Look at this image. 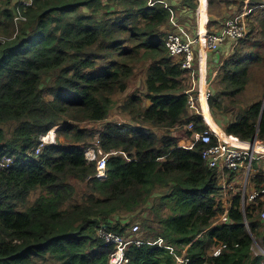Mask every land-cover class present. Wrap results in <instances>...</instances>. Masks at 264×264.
<instances>
[{"label": "trees", "instance_id": "16d2710c", "mask_svg": "<svg viewBox=\"0 0 264 264\" xmlns=\"http://www.w3.org/2000/svg\"><path fill=\"white\" fill-rule=\"evenodd\" d=\"M7 2L0 0V35L7 38L0 40V160L13 163L0 168V264H108L113 246L98 229L124 233L132 224L117 216L141 209L147 235L140 229L142 243L129 247L127 264H176L184 252L188 264H246L254 239L264 240L257 201L244 207L236 192L229 220L219 221L225 203L218 169L205 163L202 143L184 148L172 135L190 123L208 128L190 105L183 60L166 44L175 14L196 23L198 1L34 0L21 7L26 20L18 24ZM210 14L209 29L235 16ZM257 14L260 37L248 36L224 60L209 98L236 141H264V101L237 109V97L264 68V8ZM143 63L145 92L121 106L130 117L94 127L109 118ZM54 127L57 143L35 153ZM92 147L115 153L106 179L86 156ZM257 182L260 188L264 178ZM219 243L226 247L211 256Z\"/></svg>", "mask_w": 264, "mask_h": 264}, {"label": "rangeland", "instance_id": "374dc122", "mask_svg": "<svg viewBox=\"0 0 264 264\" xmlns=\"http://www.w3.org/2000/svg\"><path fill=\"white\" fill-rule=\"evenodd\" d=\"M4 1L5 2L8 1L7 3H9L11 7H15V9L18 7V5L20 3V0H7V1L4 0ZM197 1H198V6H197V10L195 12V17H196V23L195 24L192 23V20H189V22H185V17H183L182 20L179 19L176 16V14L172 17V21H177V18H178V21L181 24H183L185 26L189 25L190 29H191L190 24H194L195 25L194 26V32L195 33H192V34H195V35L190 37V38H187V37H185V35L183 34V32L181 30L177 29V27H174L172 24H171L172 25V30L170 32H176L182 37L183 40L192 42V49H193V52H194V60L193 61H195V62L193 64V66L191 68H189V69L184 68L182 66L187 71L186 85L189 86V89H188L187 92L189 93V97L190 98L193 97V100H194L191 107L196 112L200 111L203 114V115L201 114V116H202L204 122L207 124L208 127H210L209 123L205 120V116H204V113H203V110H202V107H201V99H200V97L202 95V92H201V86L202 85L200 84L201 79H202V76H201V72H202L201 71V67H202L201 66L202 50L205 49V51H207V53H208V63H209L208 64V69H207V64H206V69H205V74H206V70H207V82L205 81V96H206V99H207V102H208V106H209V109H210L209 111L212 114V116H214V118H216V116L211 111V108H210V105H209V98L211 96V91H212L211 89L213 88V86L215 84H218L217 83V79H216V75H217V70H218L219 67L217 69H215L216 64L212 61V56L215 57L216 55H214V54L220 55L219 63L217 64V65H219L220 61L223 60V57H224V59L229 57L235 51L236 47H238V49L242 48L244 46V44H241V42L243 40H245L248 36L251 37L252 39H254V38L257 39L258 37H260V35H261V26H260V23H259V21L257 19L258 18V14L257 13L259 12V10L256 11V9L255 10L251 9L250 12L246 13L242 17V22L243 21L245 22L246 29L248 31V35H247L246 38L242 39L240 42L239 41L236 42L233 38L226 37L224 39V41L218 45L217 48L209 47L208 46V40H207L208 36L212 35V34L220 33L224 29V27L226 26V22H225L224 25H221L220 27L219 26H214L213 29H209V25H208L205 34L202 36V34L200 32V29H199V18H198L199 17V11H200V0H197ZM222 1H223V3H225L226 6H228V5L230 6L231 5L230 1H232V0H222ZM234 1L236 3H233L234 6L232 8H226L224 4H220V2H217V1H215L216 2L215 3L216 6L215 7L213 6L211 8L210 0H208V2H209V13H210V10H211L215 14H219V13H222V14H224V13L233 14V13H235V16H236L237 15V9L236 8L239 7L240 3L243 0H234ZM262 1H264V0H262ZM248 8H251V6H249ZM243 11H241L238 14H241ZM191 18L192 17L190 16V19ZM15 22H16V24H18L20 22V20L19 21L15 20ZM250 30H252V32ZM6 39L7 38L5 36L0 35V40L1 41H4V40L6 41ZM203 44H205V45H203ZM178 57H180L183 60V57L181 55L178 56ZM206 58H205V62H206ZM182 64H183V62H182ZM214 70H216V71H214ZM134 75L135 76L130 81L129 87L126 90V92H124L122 94H119L118 96L115 97V104H114V106L112 108V111H111V114L109 115V118L107 120H105V121H101V122L95 123L94 127H96V128L102 127L105 123L113 122V121L122 123V122L126 121L130 117L129 114L126 115L122 111L121 106H122L125 98L128 95H131L133 93L143 94L145 92V64L144 63L141 64V65L139 64L136 67ZM212 79H214V80H212ZM44 93H45L47 99H52L53 98L48 91H45ZM208 93H209V96H208ZM256 100L264 101V68H261V69L258 68V69L255 70L254 74L252 75L251 82L247 86L246 90L237 97V103H238V108L237 109H241L243 106H246L247 104H249V103H251L253 101H256ZM147 103H149V100L145 99V104H147ZM190 105H191V103H190ZM193 105H195V106H193ZM235 115L236 114L231 115V116H235ZM219 118L222 119L221 116ZM219 118L217 120H219ZM219 122L221 123V127L223 128L222 121L220 120ZM4 127L6 129V132L9 134L11 132V130H12V125L11 124L10 125H5ZM174 131L176 132V131H179V130H174ZM174 131H173V133H174ZM49 132L53 133L51 136H55L57 134V127L52 128ZM49 132H48V134H49ZM157 133L159 135H161L160 131H157ZM217 133H218L219 136L224 138L219 132H217ZM172 135H174V134H172ZM228 135L232 136L233 134H228ZM46 138H49V137H46ZM237 138H239V137H237ZM215 139H218V138L215 137ZM260 142L264 143V141H261V140H260ZM55 143H57V136H56V142ZM237 145H239V144H237ZM239 146H244V145H239ZM253 152H254L256 158H254L252 162H250V160L245 162V164L240 168V170L234 172V171L228 169L225 173H223L222 171L218 170L219 174H220V177H221V182L223 183V189L221 191L222 193H223L224 189L229 190L228 189V185H229L230 182H232L233 178H237L239 180V184H241V185L239 186V191H237V192L241 193L242 204H243L244 207H245V205L250 204L249 203V199H248L249 195H248V193H246L247 192V184H248V183L245 184L246 180L248 179V182H249L252 179L253 174H254L253 171H255V169L264 168V150H258L257 149V150H253ZM111 154H115V153L103 152V153L100 154V152H99L100 157L103 156V155H107V159L109 158V156ZM95 158L98 159L99 156H97ZM89 160H91V159L89 158ZM248 170H249V173H248ZM246 171H247L248 174L246 173ZM235 188H236V186L233 185V189H235ZM41 193H42L41 189H38L35 192H33L31 194V196H30V201L31 202L35 201V199ZM229 193L230 192H228V194ZM157 195H159V194H157ZM223 200H224V203H225V211L220 216L219 221L221 220V222H225L226 223L227 220H224L223 217H224L225 214H227V216H229V209H230L231 205L228 206L226 204L224 198H223ZM263 210L264 209H259V211H256V214H260V212L263 211ZM166 211L167 210H165V212ZM167 213H169V211H167ZM152 214H153L152 215V219L156 221V217L154 215V212ZM143 215H144L143 214V209H141L140 211H136V212L121 213L120 215L117 216V218H119L120 220H125L126 221L125 223L130 222L132 225L139 224L141 231H144ZM115 222H116V220H115ZM154 224H156V222ZM246 224L248 225V222ZM144 232H145V235H147V232L146 231H144ZM115 233H117L119 235H122V236L124 235L125 236V240L129 239L128 238V234L130 232H128L127 229L125 230L124 233H118V232H115ZM203 233L204 232L199 234L193 241L197 240L198 238L201 239L202 238L201 236H202ZM139 238H141V237L138 236V235L131 236V240H135V239L138 240ZM142 238H141V240H142ZM254 240H255V242L253 243V248L262 247L261 240H258V238L254 239ZM151 243H156V241H152ZM160 243L163 244L164 242H160ZM132 244H136V242L132 241V242H130L127 245L126 254H128L129 247ZM217 246L213 247L210 250V252L212 251L210 253L211 256H214L213 252H214V249H216ZM170 250H171V252L174 251L172 247H170ZM178 259H181V264H188V262H189V259H187L186 256H185V252L182 253L181 255H177L176 256V261L177 262H178Z\"/></svg>", "mask_w": 264, "mask_h": 264}, {"label": "built area", "instance_id": "2783aa9c", "mask_svg": "<svg viewBox=\"0 0 264 264\" xmlns=\"http://www.w3.org/2000/svg\"><path fill=\"white\" fill-rule=\"evenodd\" d=\"M34 4V0H20L18 7L16 8V21L26 20V15H24V10L26 11L29 6ZM264 4V3H262ZM24 10H22V8ZM256 7V6H255ZM255 7L246 8L241 14H237L234 17H231L227 20L226 26L224 29L217 34H212L208 36V46L212 48H217L220 43L224 41L226 37L233 38L236 42H240L242 39L246 38L248 35V31L246 29V24L243 21L242 17L252 10H255ZM264 7V6H263ZM166 44L172 55L178 57H183L184 68H191L194 64V52L192 49V42L185 41L182 37L176 32H170L166 39ZM209 96V93H208ZM193 97L190 98L191 106L193 104ZM195 106V105H193ZM199 114H202L200 111H197ZM203 115V114H202ZM187 130L191 132L192 136V144L188 147V149H193L198 142L204 145L202 150V158L205 163L212 168H217L218 170L225 173L228 169L232 171H238L245 164V162H252L254 158H256L253 150H257L256 148H251L250 146H239L237 144L231 143L226 139L222 138L218 135L216 131L208 127L205 130L199 131L194 128L193 123H190L186 126ZM53 133L49 132V134L41 137V144L35 150V153H39L44 145L55 143L56 135L51 136ZM51 136V137H50ZM49 137V138H46ZM215 137L218 139L215 140ZM251 142V141H250ZM256 143L260 145H264L263 142L258 141L256 139ZM255 143V145H256ZM254 145V146H255ZM186 148V147H185ZM92 155V156H91ZM87 158L91 160H97V177L100 179H106L108 177V166H107V155H100L97 153L95 148H89L86 150ZM99 156V158H95ZM95 158V159H94ZM13 163L11 158H6L5 160H0V168L8 167ZM247 173V171H246ZM249 173V170H248ZM247 173V174H248ZM248 182L246 181L245 184ZM264 197V185L251 193L248 197L249 203H257ZM261 218L264 220V210L261 211ZM224 220H229V216L227 214L224 215ZM130 232L128 234V240H125V236L119 235L115 233V231L108 230L105 227H100L98 229V234L104 239V244L113 246V252L110 254V259L108 264H127L129 263V256L126 254L127 245L135 241L136 244H141L142 240L139 238L138 240H131V236L137 235L140 232V225L134 224L131 229L128 230ZM162 242V239H160ZM221 247H218L214 251V256H218L222 253L226 244H221ZM221 248V249H220ZM176 264H181V259H178ZM264 264V263H263Z\"/></svg>", "mask_w": 264, "mask_h": 264}, {"label": "crops", "instance_id": "0c3cea01", "mask_svg": "<svg viewBox=\"0 0 264 264\" xmlns=\"http://www.w3.org/2000/svg\"><path fill=\"white\" fill-rule=\"evenodd\" d=\"M215 1L220 2V4H224L225 5V3H223L222 0H215ZM230 2H231L230 3L231 5L230 6L229 5L228 6L225 5L226 8H232L234 6L233 3H236L234 0H232ZM261 3H264V1H262ZM249 6H250V0H243L240 3L239 7L236 8L237 12H239L240 9H242L241 11H243L246 8H248ZM263 6H264V4H257L256 7H255L256 11L263 9L264 8ZM224 15L228 16V18H229L232 14L224 13ZM215 16L218 17L217 14H215ZM210 17H211V14L209 13V2H208V0H200V11H199V17L198 18H199V29H200V32H201L202 36L205 34L206 29H207V27L209 25ZM171 24L174 27H177V29L181 30L183 32V34L185 35V37H187V38H190V37L195 35V34H192V33H195L194 32V26H192V24H190V26H191V29L193 31L190 29L189 25L185 26V25L181 24L178 21V18H177V21H172ZM215 26H219L220 27L221 25L217 24ZM214 55H216V56L215 57L212 56V61L216 64L215 69H217L218 67H220L222 65V63L224 62L223 60H225L226 58L224 59V57H223V60H221L220 64L217 65L219 63L220 55H218V54H214ZM205 58H206V62H205ZM206 64H207V69H208V64H209L208 63V53H207V51H205V49H203L202 50V58H201V66H202L201 67V71H202L201 72V76H202V79H201V82H200V84L202 85L201 86L202 95H201L200 99H201V107H202V110H203V113H204V116H205V120L208 123H210V125H211V127H212V129L214 131L219 132L229 142L234 143V144L247 146L243 142H250L251 140H243V139L241 141L232 140L227 135V132L225 131V129L221 127V123L219 122V120H217V118H214V116H212V114L210 113L208 102H207V99H206V96H205V81L207 82V70H206V74H205ZM214 71H216V70H214ZM212 80H214V79H212ZM231 115L229 116L230 118H234L235 117V116H231ZM178 130L179 131H176V132L174 131V133H172V134H174V136L178 138L179 145L188 148L193 142L192 141L191 132H189L186 127L183 130L182 129H178ZM238 139H241V138H238ZM256 145H258V143H256ZM253 146L254 145L252 144V148H255ZM253 172H254V174H253L252 179L249 182H248V179L246 180L248 182V184H247V192H246V193H248V195H250L251 193H253L254 191H256V190H258V189H260L262 187L261 186L260 188H257V186H258L257 179H259V177L264 178V168H262V169H258L257 168ZM233 185L236 186L235 189H233ZM240 185L241 184H239V180L237 178H233L232 182H230L229 185H228V189L229 190H227V189L223 190L222 197L225 199V202H226V204L228 206L231 205L233 195L237 191H239V186ZM228 192H230V193L228 194ZM259 200H261V201L258 202V204H256V205L259 207V209H264V197H262V199H259ZM258 216L261 218V214H258ZM263 222H264V220H263ZM247 227H249V223H248ZM263 230H264V226H263ZM258 240H261L263 248L262 247L253 248V246H252V256L248 257V260H246V264H263L264 263V240L262 238H258ZM221 246L222 245L219 244L216 247V249L218 247H221ZM216 249H214V251Z\"/></svg>", "mask_w": 264, "mask_h": 264}, {"label": "bare ground", "instance_id": "6f19581e", "mask_svg": "<svg viewBox=\"0 0 264 264\" xmlns=\"http://www.w3.org/2000/svg\"><path fill=\"white\" fill-rule=\"evenodd\" d=\"M203 45H205V44H203ZM209 125H210V123H209ZM210 127H211V125H210ZM211 129H212V127H211ZM245 145H247V146H251L252 147V143H250V142H243ZM253 147H255L256 149H258V150H264V145H260V144H258V145H255V146H253Z\"/></svg>", "mask_w": 264, "mask_h": 264}, {"label": "water", "instance_id": "95a60500", "mask_svg": "<svg viewBox=\"0 0 264 264\" xmlns=\"http://www.w3.org/2000/svg\"><path fill=\"white\" fill-rule=\"evenodd\" d=\"M256 139H257V137H255L254 139L251 140V143H252L253 145H255V143H256Z\"/></svg>", "mask_w": 264, "mask_h": 264}, {"label": "clouds", "instance_id": "9594fccd", "mask_svg": "<svg viewBox=\"0 0 264 264\" xmlns=\"http://www.w3.org/2000/svg\"><path fill=\"white\" fill-rule=\"evenodd\" d=\"M263 8V7H262ZM48 134V133H47ZM183 147V146H182ZM97 175V174H96ZM97 178H99V177H97Z\"/></svg>", "mask_w": 264, "mask_h": 264}]
</instances>
